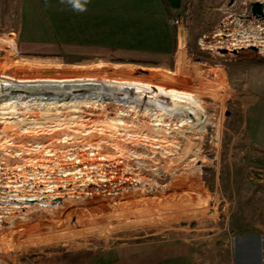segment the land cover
<instances>
[{"label": "rangeland", "instance_id": "rangeland-1", "mask_svg": "<svg viewBox=\"0 0 264 264\" xmlns=\"http://www.w3.org/2000/svg\"><path fill=\"white\" fill-rule=\"evenodd\" d=\"M256 1L187 0L172 54L122 57L27 40L22 0H0V264H264ZM92 90L183 106L201 132L107 101L7 99Z\"/></svg>", "mask_w": 264, "mask_h": 264}, {"label": "crops", "instance_id": "crops-1", "mask_svg": "<svg viewBox=\"0 0 264 264\" xmlns=\"http://www.w3.org/2000/svg\"><path fill=\"white\" fill-rule=\"evenodd\" d=\"M186 1L87 0L86 11L81 12L67 0H22V33L27 40L57 44L68 51L116 52L122 57L154 51L163 56L176 48L171 19ZM193 98L201 101L198 95ZM146 255V264L156 263Z\"/></svg>", "mask_w": 264, "mask_h": 264}, {"label": "bare ground", "instance_id": "bare-ground-1", "mask_svg": "<svg viewBox=\"0 0 264 264\" xmlns=\"http://www.w3.org/2000/svg\"><path fill=\"white\" fill-rule=\"evenodd\" d=\"M116 94V95H114ZM108 93V91H95L92 90L91 92L87 93H79V94H57V95H44V96H25V97H8L7 99L11 101L12 103L16 104H23V105H29V104H51V103H60L65 102L66 100L72 99L77 102L80 101H86L89 104H97L99 106L98 109L103 110L105 106L107 107V102H109V108H120L121 109H127L130 111V114H134L133 116L139 117L143 121H151L154 122L156 125L157 121H160L161 118H168L169 121H180L186 124V128L196 129L197 131L201 132L198 129L197 125L191 124L188 119L184 118L179 111L185 110L186 108L183 106L173 105V104H167L164 103L161 100H157V102H153L155 98L148 99V96L134 94L132 92H127V90L124 92H117V93ZM6 101V100H5ZM107 101V102H106ZM10 103V102H9ZM68 104V103H67ZM157 107L155 108L154 105ZM119 105V106H117ZM41 106V105H40ZM82 106V105H81ZM93 106V105H92ZM168 106V107H167ZM30 107V106H29ZM33 107V106H32ZM48 107V106H47ZM46 107V108H47ZM51 107V106H50ZM27 108V107H25ZM61 108V107H60ZM73 108V107H71ZM88 108V107H87ZM93 108V107H92ZM96 108V107H95ZM94 108V109H95ZM162 108H173L177 111H164ZM76 108H74L75 110ZM81 109V107H80ZM6 110V109H5ZM43 110V109H42ZM46 110V109H45ZM49 110V109H48ZM53 110V109H50ZM49 110V111H50ZM87 110V109H86ZM15 111V110H14ZM22 111V110H21ZM36 111V109H35ZM48 111V112H49ZM56 111V110H55ZM115 111V110H114ZM10 112V111H9ZM47 112V113H48ZM60 112V111H59ZM135 112V113H134ZM46 113V112H45ZM58 113V112H56ZM55 113V114H56ZM6 114V113H5ZM60 114V113H59ZM107 114V113H106ZM111 114V113H110ZM116 114V113H115ZM47 115V114H46ZM112 115V114H111ZM121 115V114H120ZM128 116V113L126 114ZM16 116V114H15ZM27 116V115H26ZM110 116V115H109ZM118 116V115H117ZM123 117V116H122ZM134 117V119H135ZM19 118V116H18ZM28 118V117H27ZM46 118V116H45ZM121 118V117H120ZM132 118V117H130ZM129 118V119H130ZM29 119V118H28ZM27 119V120H28ZM47 119V118H46ZM88 119V118H87ZM133 119V120H134ZM16 120V119H15ZM26 120V119H25ZM48 120V119H47ZM115 120V119H114ZM136 120V119H135ZM106 121V120H105ZM112 121V120H110ZM132 121V120H131ZM164 121V120H163ZM162 121V122H163ZM23 122V120H22ZM161 122V123H162ZM114 123V122H113ZM146 123V122H145ZM159 123V122H158ZM121 124V123H120ZM133 124V123H132ZM130 124L131 126H133ZM164 124V123H163ZM129 125V126H130ZM165 125V124H164ZM170 125V123H169ZM168 126V125H167ZM158 127V126H156ZM125 128V127H124ZM167 128V127H166ZM131 129V128H130ZM136 129V127H135ZM160 129V128H159ZM133 131V130H132ZM167 131V130H165ZM171 131V130H170ZM169 131V132H170ZM174 131V130H173ZM129 132V131H128ZM175 132V131H174ZM178 132V131H177ZM191 132V131H190ZM184 133V132H183ZM178 134V133H177ZM200 134V133H199ZM144 135V134H143ZM183 134H181L182 136ZM186 137V136H185ZM192 137V136H191ZM181 138V137H180ZM183 138V137H182ZM191 142V141H190ZM198 142V141H197ZM196 143V142H195ZM198 144V143H197Z\"/></svg>", "mask_w": 264, "mask_h": 264}, {"label": "clouds", "instance_id": "clouds-1", "mask_svg": "<svg viewBox=\"0 0 264 264\" xmlns=\"http://www.w3.org/2000/svg\"><path fill=\"white\" fill-rule=\"evenodd\" d=\"M63 2V0H62ZM67 2L75 9V10H78V11H86V3H87V0H67Z\"/></svg>", "mask_w": 264, "mask_h": 264}, {"label": "water", "instance_id": "water-1", "mask_svg": "<svg viewBox=\"0 0 264 264\" xmlns=\"http://www.w3.org/2000/svg\"><path fill=\"white\" fill-rule=\"evenodd\" d=\"M251 11L254 15H261L263 16V3L260 1L252 2L251 3Z\"/></svg>", "mask_w": 264, "mask_h": 264}, {"label": "flooded vegetation", "instance_id": "flooded-vegetation-1", "mask_svg": "<svg viewBox=\"0 0 264 264\" xmlns=\"http://www.w3.org/2000/svg\"><path fill=\"white\" fill-rule=\"evenodd\" d=\"M254 16H255V18H261V19L264 17V15L263 16H261V15H254Z\"/></svg>", "mask_w": 264, "mask_h": 264}]
</instances>
